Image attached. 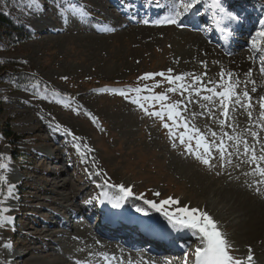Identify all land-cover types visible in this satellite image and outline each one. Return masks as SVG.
I'll return each instance as SVG.
<instances>
[{
	"label": "rangeland",
	"instance_id": "374dc122",
	"mask_svg": "<svg viewBox=\"0 0 264 264\" xmlns=\"http://www.w3.org/2000/svg\"><path fill=\"white\" fill-rule=\"evenodd\" d=\"M151 1L38 0L37 5L32 4V0H0L1 10L36 33L34 39L5 57L25 62L57 90L32 86L29 91L15 92L8 84L0 85V154H3L0 162L9 165L8 169H0V175L6 177L5 185L16 186L11 198L8 195L2 198L0 184V201H3L0 207H7L9 211L3 215L12 217L0 226V264H105L98 256L107 250L94 249V242L81 238L73 229L76 225L86 224L79 222L83 217L68 214L76 213L80 206L86 207L87 202L93 201L95 205L89 207L88 212L96 214L90 228L97 234L96 226L102 214L97 215L96 209L103 208L104 202L112 205L104 193L107 192L109 197L119 194L117 188L107 187L105 181L109 185L123 184L131 188L133 195L122 202V210L135 212L140 207L150 213L152 210L145 204L146 200L159 203L172 197L179 203L170 204L171 211L179 207L199 208L218 221L234 256L246 258L251 249L247 247L249 244L263 249L262 235L253 240L242 237V226L250 220L251 212L249 215V209H244L241 201L244 200L246 205L245 199L250 196L258 204L264 203L254 185L256 173L249 168L253 164L246 162L249 157H234L238 155L234 141H229L224 134L239 136L247 142L251 137L253 141L249 145L260 155L264 148V127L261 134V129L255 127L261 124L259 120L255 121V113L264 96L261 92L253 94L252 87H247L249 81L241 84L240 79L235 78L233 82L239 83L235 91L241 94V102H229L227 122L222 125L220 122L225 117L220 98L206 89L215 86L220 91L219 85L227 81V76L221 81V72H230L216 54L214 60L210 45L205 43L207 32H211L209 25L207 31L202 27L203 22L205 25L209 21L208 14L205 9L202 13L195 9L182 18L183 21L201 16L196 27H152L149 7L138 8ZM161 1L160 5L151 8L170 12L172 0ZM228 1L230 6L232 1ZM165 3L169 4L167 8ZM248 3L256 8L252 13L257 17L255 25L260 29L264 0H248ZM81 7L90 13L85 19L73 14ZM62 10L66 16L61 15ZM144 20L149 23H143ZM106 28H114V31H106ZM257 39L258 43L264 42ZM251 49L255 59L258 55L260 74L264 49ZM224 55L228 53L224 52ZM168 69L173 71L169 73ZM149 72L165 73L164 77L155 76L149 81L153 88L150 93L166 92L169 96L166 103L182 101L180 123L172 126L174 136L163 127L166 117L162 121L146 115L131 99H125L118 92L97 91L126 87ZM179 74H186L184 83L189 86L192 76H202L205 87L196 85L202 87L199 94L195 91L181 94L179 89L175 93L168 92L177 84H169L166 77ZM260 77L263 79L261 74ZM245 90L253 100L250 109L246 106L249 97L242 95ZM206 95H213V100L205 101L203 96ZM261 112L258 110L259 115ZM261 118L264 121V117ZM185 120L190 126L199 128L209 141L219 142L223 136L233 153L228 157L232 164L222 168L216 154L215 167L204 165L196 158L194 140L191 141L194 151L189 153L187 145L180 144L178 139L182 132L191 133V127L185 129L182 126ZM57 125L70 129L79 141L58 131ZM212 132L216 133L215 137ZM77 143L81 145L79 150ZM84 145L88 147L84 148ZM236 159H242L249 167L241 161L237 164ZM53 181L56 184L51 185ZM64 182H67L66 187H62ZM236 189L241 191L235 192ZM73 190L75 195H71ZM259 209L264 214V207L259 206ZM59 218L63 221L60 225L57 224ZM43 221L51 223L52 232L63 235H49L44 243H40L38 225ZM5 244H11V247L5 248ZM43 246L50 250L45 252ZM251 252L257 261L254 264H264V252L255 254L252 249ZM187 255L183 254V257ZM109 260L111 264H121L110 256Z\"/></svg>",
	"mask_w": 264,
	"mask_h": 264
},
{
	"label": "snow or ice",
	"instance_id": "6c2138e0",
	"mask_svg": "<svg viewBox=\"0 0 264 264\" xmlns=\"http://www.w3.org/2000/svg\"><path fill=\"white\" fill-rule=\"evenodd\" d=\"M201 0H172L170 5V12L167 16L153 21L158 25H178L180 27H184L182 22V18L187 14L193 12L197 9L198 5H200ZM32 4L38 5V0H32ZM211 8L214 10V18L218 15L219 20L216 21L217 26L220 27L221 22L228 21L231 23H239L242 19L240 15H238L235 11L231 10L227 4L226 0H211ZM74 15H78L81 19L87 18L90 13L83 7L75 9ZM62 16H66L63 10L61 11ZM143 23L148 24V20H144ZM260 24L262 27L256 32L253 37L251 43L255 47L257 46V38L261 41H264V19L260 20ZM106 31H114V28H106ZM221 31H223L226 36L232 34V29L230 26L222 27ZM173 70L168 69V72L171 73ZM260 72L264 73V61H262ZM206 75V73L204 74ZM154 76L164 77V72L159 73H145L141 79L147 80ZM186 74L179 75H168L166 77L169 84H177V87H171L168 89V92L175 93L178 89L181 91V94L185 91H195L198 94L201 92L203 86V77L202 76H192V85H186L184 83ZM225 76H227V81L219 85L221 88L220 91H217V88L214 86L212 88H207L206 90L211 92L214 96L219 97L220 106L223 109V115L225 120H222L220 123L223 125L227 122V117L229 113V102L239 104L241 101L239 99L240 93L236 92L235 89L239 87V83L233 82L232 73H224L221 72L220 79L224 80ZM211 83V82H209ZM251 83H255V81H251ZM201 85L202 87H196V85ZM97 91H112L119 92V94L125 99H131V102L138 105L140 109L144 111V113L151 117H158L162 121H166L163 124V127L169 130L170 135H175L172 132L173 124H179L181 119V111L179 105L182 101H177L174 103H166L169 100V96L166 92L153 93L151 95H141L142 92H149L151 89L148 88L147 85L143 87H134L129 89H121V88H101L97 89ZM252 91H256L255 88ZM129 93H135L134 96H130ZM213 95L203 96L205 101H212ZM242 95L244 97H249V93L245 90ZM235 97V99H234ZM250 100V97H249ZM159 104V108L156 109V105ZM147 105V106H146ZM251 105L249 104V107ZM149 107H152L153 110L149 111ZM261 108H264V104H261ZM260 115L264 117V112H261ZM249 116H251V112H249ZM95 119V118H93ZM167 121H171L172 124ZM58 131H64L68 135H71L73 140L79 141V137L75 136L70 129L61 128V126L57 125ZM183 127L188 129L191 127V133L182 132L180 133L178 139L180 144H186V150L189 153H193V145L191 141H195V155L196 158L201 161L204 165L211 167H215L213 161L216 159V154H218V158L220 160V165L223 168L226 165H231L232 160L228 159L231 157L233 153L230 151L229 146L226 145L223 136L219 140V142L209 141L204 133L200 131L199 128L194 126H190L187 121H184ZM227 139L229 141H234V147L236 148L237 153L241 152V146L243 148L242 154L244 156H249V161L254 164V173H258L260 176H264V148H261L260 155H257L255 148L251 147L246 140L241 139L239 136H232L227 133ZM255 136V133H252ZM212 136L215 137L216 133L212 132ZM187 137V139H186ZM215 145V148H213ZM81 145L79 143L76 144L77 150H79ZM87 145H84V148H87ZM3 158V154H0V159ZM244 162V161H242ZM9 165L7 163L0 162V169H8ZM99 174V173H97ZM220 174L219 172L217 173ZM0 182L6 183V177L0 175ZM107 187H115L119 190V194L115 196L109 197L107 192L104 193L105 198L108 199L112 203L113 208L121 207L123 201H125L128 197L132 196V190L130 187H126L123 184L119 185H109L107 181L104 182ZM257 184L260 181H256ZM15 185L12 183H7V195L8 198H11L14 193ZM257 192H260L261 189L257 187ZM159 195V193H157ZM3 201H0L2 204ZM153 209L157 211H163V215L168 221V224L175 231L182 230H191L193 235L199 237L200 246L195 248V264H252L254 256L249 249V253L246 257V261L243 259L235 258L231 254V244L227 238L226 233H224L218 221H216L207 211L201 210L199 208H190V207H179L176 208L175 211H166L164 210V206L169 204H177L179 201L174 200L172 197H168L167 199L159 201L156 203L154 201H146ZM9 209L7 207H0V226H2L6 221H10L12 217L5 216L3 213L8 212ZM137 212H145L146 210L140 207L136 208ZM5 248L11 247V244H5ZM101 258L104 260L105 264H111L109 257L105 253L99 254ZM114 259V257H113ZM3 264H8V262H3Z\"/></svg>",
	"mask_w": 264,
	"mask_h": 264
},
{
	"label": "bare ground",
	"instance_id": "6f19581e",
	"mask_svg": "<svg viewBox=\"0 0 264 264\" xmlns=\"http://www.w3.org/2000/svg\"><path fill=\"white\" fill-rule=\"evenodd\" d=\"M139 8H143L142 5H139ZM161 14H162V11L161 12L159 11L158 16ZM154 16L156 15L152 14L151 16L152 21H156V20H153ZM254 20H255L254 17H250V21L248 25L250 29H253ZM183 24L188 27L190 26L189 25L190 23L183 22ZM151 26L152 27H168L171 25L169 24L158 25L152 22ZM236 31L240 33H244V30L242 29L236 30ZM198 35L204 37L202 34H198ZM205 39H206L205 43L210 45L208 46L209 51H210V54L213 56L214 60L217 57L218 59H220L221 61L227 64L228 66L227 69H229V72L232 73L233 80L240 79L239 81L241 82V84H243L245 81L247 84L249 81L250 85L247 87L251 86L252 89L253 88L256 89V91H254L253 94L261 92V94L264 96V85L263 86L260 85L261 82L262 83L264 82L263 81L264 79L260 77L261 72L259 74V68H258L260 61L254 58V52L248 50L244 46V44L240 43L236 50H234L235 47L232 46L233 49L231 47L232 50L229 53L230 55L225 56L223 54V51L221 50L220 52L217 51L216 46L212 44L210 39L206 37ZM211 39H213V37ZM245 40L246 41H243L244 43L248 42L249 45L252 44L251 43L252 40H249L248 38H245ZM203 43L204 41L202 42V44ZM215 54H216V57H215ZM223 57H226V58H223ZM251 81H255V83L253 84L251 83ZM261 101L262 99L259 101V106L255 113V117H256L255 121L259 120L258 122L261 124L260 126L256 124L255 127L257 128V130L261 129V134H262L263 133L262 128L264 127V121L262 118L260 119L261 116L258 113V110L259 112H261V109H262L261 103H260ZM240 114H242V112H240L239 115ZM242 122L243 121L239 122V125L242 124ZM244 123H245V120H244ZM253 169L254 168H252V170ZM256 181H260V183L259 184L255 183L254 185L259 187L262 191V189H264V182L261 181L259 176H257V173L255 177V182ZM52 184L54 185L56 184V182L53 181L51 185ZM66 186H67V182H64L62 184V187H66ZM236 190L234 191L235 192L241 191L239 189H236ZM260 192H257V193L263 196V199H264V195ZM73 194L74 195L76 194L75 191L74 193L72 192L71 195ZM249 197L250 196H248V198L246 197L245 199L246 205H245L244 200L241 201V203L244 205V209L245 208L247 210L249 209V215L251 212L250 220L247 222L246 225L244 224L242 226V229H243L242 237L244 239L253 240L255 236L262 235L264 238V214H263V211L259 209V206L264 207V203L260 202L261 203L260 205L258 204V202L251 200ZM146 201H149V200H146ZM146 201H145V204L150 208V210H152L150 213H147V214H142L140 212H137L136 210L135 212L129 211L128 209L122 210L121 207H119V209L113 208L112 205H109V204L107 205V203L104 202L103 203L104 207L98 208L95 211V212L100 213L102 210L101 213L103 214L107 212V215L104 218L106 220L100 221L96 227L98 229L97 234H95L92 231L89 224L81 225L83 228L80 225H76V227H73V229L75 230V233L81 236V238H87L88 242H94L96 244V247H93L94 249H98V250L106 249L107 251L105 252V254H107L108 257L110 256L112 260L121 262V264H184L183 259L187 258V260H189L193 258L195 256V248L197 246H200L199 237L196 235H193L191 230H182V231L173 230L171 226L168 224V221L165 220V216L163 215V213H161L160 211H157L156 209H153L149 204L146 203ZM247 204H252L253 207L251 208ZM92 205H94L93 201L86 203V207H91ZM169 205L164 206V209L166 211H171ZM86 207L80 206L78 208L80 211H82L81 213L78 210L77 211L78 213L74 212V213H68V214H70L71 216H77L82 213L86 214L88 213V210H89ZM116 211L119 213H116ZM94 216H95L94 212L91 213L93 222H94V219H93ZM61 222L63 221L61 218H59V221L57 222V224L60 225ZM93 222H89V223H93ZM52 227L53 226L48 221H43L41 222L40 225H38V229L41 230V232L38 233L39 234L38 239L40 243L45 241L47 236L49 235H53V236L63 235L62 233L52 232ZM164 227L168 228L167 233L166 232L162 233L160 231V228H164ZM92 233L98 237L93 236ZM120 239L122 240L126 239V243H125L126 245H121L122 243H120L119 241ZM263 242L264 240H262V243ZM138 244L147 245V247L153 244L152 247H159V249L161 250L160 252L167 253L171 257V260L168 261L169 259L167 255L165 257L163 255V256H158L157 258H152L151 255L145 253L144 251L135 249V246H137ZM176 244L182 245V247L178 248ZM247 247L251 248L255 252V254L264 252V246H263V249H260V250H259L258 245L256 244H249ZM42 248L45 249V252L50 250L48 246L47 247L43 246ZM185 251L188 252V255L187 257L184 258L183 254H186L184 253ZM96 253L98 252H94L93 254H96ZM98 258H101V256L99 255ZM237 258L243 259L246 261V258H240V257H237ZM256 258L258 259V257ZM253 261L257 262L254 259ZM185 264H189V262H186Z\"/></svg>",
	"mask_w": 264,
	"mask_h": 264
},
{
	"label": "trees",
	"instance_id": "16d2710c",
	"mask_svg": "<svg viewBox=\"0 0 264 264\" xmlns=\"http://www.w3.org/2000/svg\"><path fill=\"white\" fill-rule=\"evenodd\" d=\"M35 37L36 33L33 29L0 9V85L8 84L15 92L29 91L32 86H38L47 91H57L51 83L34 73L25 62L5 57ZM135 85L143 87L145 81L140 80ZM0 184L3 187L1 195L4 198L7 195V185L5 182Z\"/></svg>",
	"mask_w": 264,
	"mask_h": 264
}]
</instances>
